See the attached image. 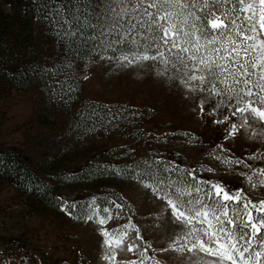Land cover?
Returning <instances> with one entry per match:
<instances>
[{
  "label": "snow or ice",
  "instance_id": "1",
  "mask_svg": "<svg viewBox=\"0 0 264 264\" xmlns=\"http://www.w3.org/2000/svg\"><path fill=\"white\" fill-rule=\"evenodd\" d=\"M94 2L98 7H91ZM41 8L42 19L65 48L63 67L40 69L53 80L60 102L71 103L78 91L74 74L81 50L87 57L85 80L87 69L99 61L117 69L150 70L162 82L178 84L199 118L223 126L224 143L209 155L229 171L248 169L234 174L252 191L264 188V166L247 163L264 161V150L256 147L243 158L215 151L231 153L225 145L238 141L264 144V0H46ZM123 111L92 107L76 115L90 134L115 126ZM97 167L139 183L161 202L164 219L173 226L170 235L153 242L133 220L134 209L113 199L112 208L99 216L93 197L86 214L101 226L105 264H264V199L198 175L214 169L160 156L146 159L142 167ZM56 200L69 216L78 207ZM113 209L115 218L127 214V223L109 229L104 226L114 218ZM159 216L152 217L154 226Z\"/></svg>",
  "mask_w": 264,
  "mask_h": 264
},
{
  "label": "rangeland",
  "instance_id": "2",
  "mask_svg": "<svg viewBox=\"0 0 264 264\" xmlns=\"http://www.w3.org/2000/svg\"><path fill=\"white\" fill-rule=\"evenodd\" d=\"M87 75L88 79H84L82 84L79 104L86 106L96 103L106 110L117 112L125 109L122 113L130 118L129 125L127 130L107 127L106 131L95 136L75 134V145L64 152L69 164L80 166L93 156L109 154L103 158H116L118 162L129 165L143 159L150 151H159L170 154L183 165L214 169L212 172L198 173L201 178L229 181L244 188L253 200L264 199V188L252 191L239 175L234 174L248 169L234 166V171H229L209 155L214 151V145L224 143L216 140L217 135H223V126L212 124L211 118H199L193 111L194 102L186 98L178 84L173 81L164 83L147 69H117L105 61L91 65ZM44 112L42 95L19 93L0 84V144L20 148L25 146V137L30 134L37 137L62 135L67 127L64 115L59 113L54 117L56 121L51 119L55 128L51 130L50 125H44L40 119L35 121ZM133 113L138 115L134 116ZM136 124L139 127L133 128ZM56 143L62 142L57 140ZM225 146L233 148V152L215 151L223 156L243 158L255 151L256 147L264 150V144L247 140ZM162 156L167 158V155ZM247 163L255 167L264 166V161L249 160ZM102 187L61 188L64 197L71 194L87 196V200L77 207L76 213L69 216L60 208L46 209L32 197L0 182V236L3 238L0 239V264L19 262L21 247L6 240L23 236L39 258L46 257L67 264H105L101 226L95 219L88 220L86 214L93 197L96 198L99 216H104L103 209L112 208L109 201L119 196L121 202L135 210L133 220L141 225L142 230H146V237L153 242L160 237L166 238L173 231V226L164 219L161 202L139 183L109 182ZM157 213H160V223L154 226L156 221H152V217ZM113 215L114 218L104 227L115 229L127 223V214L115 218L113 209ZM37 262L43 264L41 260Z\"/></svg>",
  "mask_w": 264,
  "mask_h": 264
},
{
  "label": "trees",
  "instance_id": "3",
  "mask_svg": "<svg viewBox=\"0 0 264 264\" xmlns=\"http://www.w3.org/2000/svg\"><path fill=\"white\" fill-rule=\"evenodd\" d=\"M45 3L46 0H35V2L34 0H0V84L19 93L34 92L42 95L45 112L35 121L40 119L44 125H50L49 128L53 130L55 129L53 122L57 120L54 117L62 113L66 118L67 127L62 135L56 137L27 135L24 147H6L0 144V182L32 197L46 209L58 210L60 206L56 197L63 198L69 204L75 202L78 206L87 200V196L83 194L64 197L61 188H103L102 186L109 182L134 180L97 167V165L111 164L124 168L128 165L118 162L116 158V160L103 158V156L108 157L109 154L93 156L80 166L69 164L64 158V152L75 145V134L95 136L113 125H105L89 134L84 130L83 122L77 121L76 114L85 109L91 111V108L95 107L100 112L109 111L96 103L86 106L79 104L84 81L82 77L85 75L82 65L84 59H87L83 50H81V59L75 61L78 75H74L78 91L72 94L71 103L59 101L57 91L52 87L53 80L40 71V69H51L54 65L63 67L62 61L65 56V48L56 32L42 19L44 12L41 5ZM91 7H98V3L94 2ZM55 79L62 80L63 77L56 76ZM121 115L122 118L114 121L113 124L116 129L127 130L130 118L124 113ZM51 119L54 121L51 122ZM132 127L136 128L139 125ZM57 140L62 143L58 145ZM216 140H221V137L217 135ZM162 155H167V158ZM157 156L180 164L170 154L159 151H150L143 159L132 164L142 167L146 159H155ZM219 181H224L233 189L239 187L238 184L233 185L229 181L222 179ZM115 200L122 201L119 196ZM76 211L75 209L72 214ZM0 239L3 238L0 236ZM6 241L21 247L22 255L17 264H38L37 260H41L43 264H67L46 257L39 258V254L24 236L17 239L8 238Z\"/></svg>",
  "mask_w": 264,
  "mask_h": 264
}]
</instances>
